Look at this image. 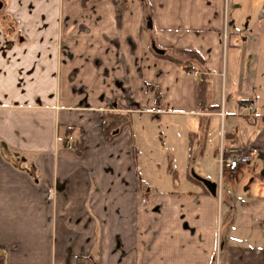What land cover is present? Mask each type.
<instances>
[{"label":"crops","instance_id":"obj_1","mask_svg":"<svg viewBox=\"0 0 264 264\" xmlns=\"http://www.w3.org/2000/svg\"><path fill=\"white\" fill-rule=\"evenodd\" d=\"M0 4L5 264H264V0ZM172 49L203 59L205 110L199 76L165 58ZM241 101L263 111L244 116ZM112 113L133 124L106 141ZM214 118L219 180L199 176L217 197L175 171L166 142L171 126ZM204 140L192 147L201 160ZM235 147L250 163L221 175L220 155Z\"/></svg>","mask_w":264,"mask_h":264},{"label":"rangeland","instance_id":"obj_2","mask_svg":"<svg viewBox=\"0 0 264 264\" xmlns=\"http://www.w3.org/2000/svg\"><path fill=\"white\" fill-rule=\"evenodd\" d=\"M259 113L263 111V109L257 110ZM250 118V117H249ZM232 117H229L226 122V129L227 131L231 130L235 123H232ZM212 123L205 124L200 123L199 121L187 120V123L178 128L171 126L169 129L166 130L167 132V148H169L170 153L172 156H176V162L173 163V167L175 171L180 173L191 175L192 170L197 175H204L206 170L211 174V177H214L216 182L219 180V167L218 163L214 161V152L213 149L217 148L220 144V135H221V120L214 118ZM231 125V126H230ZM169 133V134H168ZM153 134L152 136H154ZM205 135V140L203 146L211 147L210 149H206V155L203 160L200 155L197 157L195 156V152L192 151L191 146L194 143H200L201 136ZM198 141V142H197ZM194 146V145H193ZM184 148V150H183ZM186 148V149H185ZM188 149V152L185 150ZM155 152V151H154ZM158 153V151H157ZM195 158V159H194ZM163 159V158H162ZM161 161V160H160ZM164 161V159H163ZM162 161V162H163ZM189 162L192 164L189 171H186V166H184L185 162ZM225 174V173H224ZM163 178H167L169 182L173 183L169 176H166V173H161ZM190 178V177H189ZM170 183V184H171Z\"/></svg>","mask_w":264,"mask_h":264},{"label":"trees","instance_id":"obj_3","mask_svg":"<svg viewBox=\"0 0 264 264\" xmlns=\"http://www.w3.org/2000/svg\"><path fill=\"white\" fill-rule=\"evenodd\" d=\"M165 58L171 60L175 64L179 66H184L187 71H190V68L198 64L203 69L201 75L199 76V107L201 110H205L207 106V99H208V85L209 79L206 75V70L204 68V61L200 57V55L194 51L190 50H179V49H172L169 50V54L165 56ZM251 103V101L243 102L241 101V105H245ZM214 109V108H213ZM133 124V116L131 115H123L118 113H112L105 115L104 118V129H103V136L106 141H111L117 136L120 130L124 129L125 127H130ZM193 144L191 146V149ZM75 150L78 154H81L83 151L82 145H77ZM169 173L175 182L178 180V173L172 169V166L169 165ZM191 180L197 182L193 179V177L189 176ZM0 264H5L4 256L1 254L0 251Z\"/></svg>","mask_w":264,"mask_h":264},{"label":"built area","instance_id":"obj_4","mask_svg":"<svg viewBox=\"0 0 264 264\" xmlns=\"http://www.w3.org/2000/svg\"><path fill=\"white\" fill-rule=\"evenodd\" d=\"M190 72L195 76H200V72L195 67L190 68ZM242 115L252 117L256 114V104L248 103L242 107ZM222 120L226 117L224 110L219 113ZM73 137H69V143L73 142ZM250 163L249 156L239 151L238 147L232 148L227 155L222 153L219 158L220 174L234 173L239 171L242 167L247 166ZM5 253V252H4Z\"/></svg>","mask_w":264,"mask_h":264},{"label":"water","instance_id":"obj_5","mask_svg":"<svg viewBox=\"0 0 264 264\" xmlns=\"http://www.w3.org/2000/svg\"><path fill=\"white\" fill-rule=\"evenodd\" d=\"M2 9V5L0 4V10ZM148 28L152 29V24L151 22L148 23ZM152 48L153 50L159 54V55H164L165 54V50L159 49L157 48V46L155 45V43L152 44ZM191 176L193 177L194 180H196L197 182L203 184L206 189L208 190V192L213 196V197H217V184L213 183L209 180H206L202 177H200L199 175H197L194 170H192L191 172Z\"/></svg>","mask_w":264,"mask_h":264}]
</instances>
